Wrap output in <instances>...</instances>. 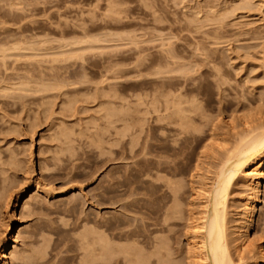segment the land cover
Masks as SVG:
<instances>
[{"label": "rangeland", "instance_id": "obj_1", "mask_svg": "<svg viewBox=\"0 0 264 264\" xmlns=\"http://www.w3.org/2000/svg\"><path fill=\"white\" fill-rule=\"evenodd\" d=\"M0 51V243L20 227L15 257L40 251L45 258L31 264H79L80 235L97 218L113 216L118 225L126 215L143 218L151 204L160 219L175 183L184 189V220L152 236L167 237L168 257L158 264H199L187 230V208L198 207L196 174L208 183L245 123L264 118V0H0ZM107 188L118 204L102 209L96 199ZM253 198L239 181L228 201L230 250L239 264L263 262L264 184L248 230L252 245L237 250L244 204ZM145 250L155 251L151 244ZM9 257L5 264H25Z\"/></svg>", "mask_w": 264, "mask_h": 264}, {"label": "bare ground", "instance_id": "obj_2", "mask_svg": "<svg viewBox=\"0 0 264 264\" xmlns=\"http://www.w3.org/2000/svg\"><path fill=\"white\" fill-rule=\"evenodd\" d=\"M164 1V0H163ZM100 2V1H99ZM100 4V3H99ZM110 4V3H109ZM97 5V4H96ZM112 5V4H111ZM98 7V6H97ZM153 7V6H152ZM233 9V8H232ZM235 9V8H234ZM171 10V9H170ZM156 11V10H155ZM211 11V10H210ZM112 13V12H110ZM108 13V14H110ZM225 13V12H224ZM223 14V12L221 13ZM120 15V14H119ZM227 15V14H226ZM107 16V15H106ZM105 16V17H106ZM211 16V15H210ZM111 17V16H110ZM121 17V16H119ZM207 18V17H206ZM205 18V19H206ZM112 19V18H111ZM160 19V18H159ZM216 19V18H215ZM194 20V19H193ZM161 21V20H160ZM92 23V22H91ZM192 23V22H191ZM203 28V27H202ZM112 30V29H111ZM87 32V31H86ZM178 33V32H177ZM75 34V33H74ZM77 36V35H76ZM87 37V36H86ZM90 37V36H89ZM88 37V39H89ZM193 37V36H192ZM77 39V38H76ZM92 40L94 38H91ZM97 39V38H96ZM99 39V37H98ZM106 39V38H103ZM75 40V39H73ZM108 40V39H107ZM66 41V40H65ZM77 41V40H76ZM87 41V39L85 40ZM84 41V42H85ZM91 41V40H89ZM88 41V43H90ZM17 42V41H16ZM75 42V41H73ZM102 42V41H101ZM170 42V41H169ZM21 43V41H20ZM25 43V42H24ZM44 43V42H43ZM42 43V44H43ZM76 43V42H75ZM79 43V42H78ZM86 43V42H85ZM94 43V42H93ZM97 43V42H96ZM70 44V43H69ZM78 45V44H75ZM31 46V45H30ZM28 46V47H30ZM74 46V45H73ZM36 47V46H35ZM127 47V46H126ZM20 48V47H19ZM23 48V45H22ZM56 48V47H55ZM33 49V48H32ZM46 49V48H45ZM24 50V49H23ZM64 50V49H63ZM205 50V49H204ZM22 51V50H21ZM103 51V50H102ZM1 52V51H0ZM6 52V51H4ZM26 52V51H25ZM30 52V51H29ZM47 53V52H46ZM81 53V52H80ZM79 53V54H80ZM78 54V55H79ZM1 55V54H0ZM25 55V54H24ZM64 55V53H63ZM84 55V54H83ZM207 55V54H206ZM49 56V55H48ZM74 56V55H73ZM8 57V56H7ZM59 57V56H58ZM66 57V55H65ZM163 57V56H162ZM49 58V57H48ZM70 58V57H68ZM67 58V59H68ZM4 59V58H3ZM47 59V58H46ZM65 59V58H64ZM66 59V60H67ZM71 59V58H70ZM69 59V60H70ZM74 59V58H73ZM78 59V57H77ZM80 59V58H79ZM141 60V59H140ZM4 61V60H3ZM165 61V60H163ZM175 61V60H174ZM85 62V61H84ZM110 62V61H109ZM157 62V61H156ZM38 63V62H37ZM143 63V61L141 62ZM167 63V62H165ZM164 63V64H165ZM172 63V62H171ZM159 64V63H158ZM170 64V63H169ZM2 65V64H1ZM33 65V64H32ZM31 65V66H32ZM157 65V64H156ZM166 65V64H165ZM4 66V65H3ZM30 66V65H29ZM46 66V65H45ZM49 66V65H48ZM171 66V65H170ZM50 67V66H49ZM138 67V66H137ZM154 67V66H153ZM159 67H161L159 65ZM157 67V68H159ZM164 67V66H163ZM40 68V67H39ZM139 68V67H138ZM162 68V67H161ZM44 69V68H43ZM46 69V68H45ZM71 69V68H70ZM39 70V69H38ZM160 70L161 73L163 69L160 68L157 69ZM170 72V69H168ZM173 70V69H172ZM189 70V69H188ZM58 71V70H57ZM165 71V70H164ZM216 71V70H215ZM219 71V69H218ZM221 71V70H220ZM173 72V71H172ZM49 73V72H48ZM54 73V72H53ZM110 73V71H109ZM156 73V72H155ZM165 73V72H164ZM163 73V74H164ZM217 73V72H216ZM220 73V72H219ZM73 74V73H72ZM71 74V75H72ZM78 74V73H77ZM81 74V73H80ZM150 74V73H149ZM154 74V73H153ZM157 77L160 75L159 73H156ZM159 74V75H158ZM171 74V73H170ZM36 75V74H35ZM56 75V74H54ZM167 75V74H166ZM165 75V76H166ZM214 75V74H213ZM38 76V75H37ZM43 76V75H42ZM73 76V75H72ZM86 76V75H83ZM152 76V75H150ZM60 77V76H59ZM59 77H56L59 79ZM220 77V76H219ZM40 78V77H39ZM43 78V77H42ZM41 78V79H42ZM80 78V77H79ZM63 79V78H62ZM72 79V78H70ZM69 79V80H70ZM36 80V79H35ZM61 80V79H60ZM65 80V79H64ZM84 80V79H83ZM82 80V81H83ZM214 80V79H213ZM2 81V80H1ZM38 81V80H37ZM44 80H42L43 82ZM56 81V80H55ZM67 81V79H66ZM77 81V80H76ZM223 81V80H222ZM32 82V81H31ZM48 82V81H47ZM63 82V81H62ZM70 82V81H69ZM221 82V81H220ZM29 83V82H28ZM45 83V82H44ZM50 83V82H49ZM77 83V82H76ZM85 83V82H84ZM33 84V83H32ZM40 84V83H38ZM53 84V82H52ZM51 84V85H52ZM66 84V83H65ZM64 84V85H65ZM86 84V83H85ZM220 84V83H219ZM31 85V84H30ZM74 85V84H73ZM72 85V86H73ZM58 86V84H57ZM56 86V87H57ZM77 86V85H76ZM16 87V86H15ZM29 87V86H28ZM27 87V88H28ZM39 87V86H38ZM62 87V85L60 86ZM6 88V87H5ZM36 88V86H35ZM34 88V89H35ZM40 88V87H39ZM54 87H52L53 89ZM67 88V87H66ZM17 89V87H16ZM30 89V88H29ZM64 89V87H62ZM36 90V89H35ZM39 90V89H38ZM47 90V89H46ZM45 90V91H46ZM55 90V89H54ZM57 90V88H56ZM59 90V89H58ZM162 90V89H161ZM18 91V90H17ZM29 91V90H28ZM40 91V90H39ZM51 91V90H49ZM48 91V92H49ZM30 92V91H29ZM38 92V91H37ZM41 92V91H40ZM38 92V93H40ZM175 92V91H174ZM6 93V92H5ZM35 93V92H34ZM43 93V92H42ZM41 93V94H42ZM46 93V92H45ZM59 93V92H58ZM62 93V92H61ZM99 93V92H98ZM126 94V93H125ZM162 95V94H161ZM144 96V95H143ZM52 97V96H51ZM91 97V96H89ZM104 97V96H103ZM54 98V97H53ZM157 98V97H155ZM50 99V98H49ZM143 99V98H142ZM197 99V98H196ZM141 100V99H140ZM151 100V99H150ZM153 101V100H152ZM160 101V99H159ZM165 101V100H164ZM157 102V101H156ZM188 103V102H186ZM151 104V103H150ZM154 104V103H153ZM158 105V104H157ZM156 104L153 105L154 107H158ZM175 105V104H174ZM183 105V104H182ZM110 106V105H109ZM150 106V105H148ZM186 106V105H185ZM195 106V105H194ZM68 107V106H67ZM152 107V104H151ZM167 107V105H166ZM172 107V106H171ZM181 107V106H180ZM197 107V106H195ZM70 108V107H69ZM110 108V107H109ZM149 108V107H148ZM119 109V108H118ZM160 109V108H159ZM197 109V108H195ZM110 110V109H109ZM119 109L117 111L120 112ZM123 110H126L125 108ZM165 110V108H164ZM172 110V109H171ZM156 111V110H155ZM166 111V110H165ZM191 111V110H190ZM124 113V111H121ZM126 112V111H125ZM146 112V111H145ZM150 112V110H149ZM148 112V113H149ZM158 112V111H157ZM183 112V111H182ZM188 112V111H187ZM110 113V112H109ZM115 113V112H114ZM118 113V112H117ZM116 113V114H117ZM127 113V112H126ZM125 113V114H126ZM167 113V112H166ZM256 113V112H255ZM111 114V113H110ZM121 114V113H120ZM157 114V113H156ZM177 112L175 113V115ZM260 114V113H259ZM109 117V114H107ZM106 115V116H107ZM113 115V114H112ZM123 115V114H122ZM153 115V114H152ZM168 115V114H167ZM202 115V114H201ZM263 115V114H262ZM105 116V117H106ZM150 116V115H149ZM161 116V115H160ZM184 116V115H183ZM187 117V115H185ZM257 116V115H256ZM261 116V115H259ZM147 117V115H146ZM172 117V116H171ZM193 117V116H192ZM113 118V117H112ZM159 118V117H158ZM167 118V117H166ZM191 118V117H190ZM107 119V117H106ZM111 118H109L110 121ZM162 119V118H161ZM178 119V118H177ZM183 119V118H182ZM127 120V119H126ZM164 120V119H163ZM161 120V121H163ZM192 120V119H191ZM147 121V120H146ZM111 122V121H110ZM190 122V121H188ZM256 122V121H255ZM258 122V123H257ZM257 125H252L251 122L245 123V133L244 135L240 136V140L236 146L235 149H232L233 151L228 150L229 153L221 159L222 161L219 162V166H216V171L214 172L213 176L207 179L208 183H204L201 176L196 174V182L194 183L196 186L193 188L194 195L197 200L198 207L195 208L194 204H190L188 206V224H187V230L191 229L194 231V240L192 243H188L189 246V252L193 255L196 259H198L199 264H239L238 262L233 259L231 255V246H230V240L228 235V221H227V209H228V201L230 197V193L232 190V187L235 186L239 181L243 184V187L249 190V193L251 194L253 200L250 203L244 204V210H245V223L243 227L239 228L241 233L239 234L238 241V249L240 253H242V250L245 249V247L252 245L250 242V236L248 234V230L251 228V226L254 223V218L256 212L259 210V205L262 203L260 200V196L263 192V184H264V118L260 117L259 120H257ZM114 123V122H113ZM164 123V122H163ZM162 123V124H163ZM177 123V122H176ZM184 123V122H183ZM36 124V123H35ZM161 124V123H160ZM173 124V123H172ZM178 124V123H177ZM193 124V123H192ZM205 124V123H204ZM157 125V124H156ZM188 125V124H187ZM35 126V125H34ZM112 126V125H111ZM126 126V125H125ZM166 127V125H165ZM171 127V126H170ZM181 127V126H180ZM179 127V128H180ZM183 127V125H182ZM197 127V126H196ZM216 127V126H215ZM219 127V126H218ZM36 128V127H35ZM123 128V127H122ZM177 128V127H176ZM121 129V128H120ZM167 129V128H166ZM191 129V128H190ZM199 129V128H198ZM244 129V130H245ZM32 130V129H31ZM164 130V129H163ZM183 130V129H182ZM185 130V129H184ZM197 130V129H196ZM215 130V129H214ZM234 130V129H233ZM62 131V130H61ZM120 131V130H119ZM167 131V130H166ZM172 131V130H171ZM177 131V130H176ZM201 133V130H199ZM217 131V130H216ZM33 132V131H32ZM65 132V131H64ZM122 132V131H121ZM184 132V131H183ZM196 132V131H195ZM127 133V132H126ZM177 134V132H175ZM197 133V132H196ZM216 133V132H215ZM119 134V133H118ZM122 134V133H121ZM175 134V135H176ZM184 134V133H183ZM195 134V133H194ZM239 134V133H238ZM237 134V135H238ZM62 135H64L62 133ZM125 135V134H124ZM174 135V134H173ZM180 135V134H179ZM214 135V134H213ZM212 135V136H213ZM121 136V135H120ZM168 137V135H167ZM214 137V136H213ZM120 138V137H119ZM126 138V137H125ZM211 138V137H210ZM58 139V138H57ZM186 139V138H185ZM213 139V138H212ZM238 139V138H237ZM66 140V139H65ZM119 140V139H118ZM124 140V139H123ZM179 140V139H178ZM181 140V139H180ZM156 141V140H155ZM211 141V140H210ZM122 142V141H121ZM159 142V141H158ZM93 142H91L92 144ZM210 143V142H209ZM176 144V143H175ZM208 144V143H207ZM68 146V144H66ZM65 145V146H66ZM71 145V144H70ZM205 145V144H204ZM76 146V145H75ZM95 146V145H94ZM177 146V145H176ZM207 146V145H206ZM87 147V146H86ZM99 148V146H97ZM68 148V147H67ZM79 148V147H77ZM89 148V147H88ZM96 148V146H95ZM113 148V147H112ZM141 148V147H140ZM175 148V147H174ZM173 148V149H174ZM179 148V147H178ZM234 148V147H233ZM73 149V148H71ZM76 149V147L74 148ZM106 151V150H105ZM126 151V150H124ZM180 151V150H179ZM99 152V151H98ZM130 152V151H129ZM177 152V151H176ZM101 153V152H100ZM103 153V152H102ZM125 153V152H124ZM74 154V153H73ZM139 154V153H138ZM99 155V154H98ZM126 155V154H125ZM143 156V155H142ZM101 158V157H100ZM104 158V157H103ZM57 159V157H56ZM59 159V158H58ZM127 159V158H126ZM184 159V158H183ZM219 159V158H218ZM182 160V159H181ZM15 161V160H14ZM155 161V160H154ZM175 161V160H174ZM151 162V161H150ZM107 163V162H106ZM160 163V162H158ZM165 163V162H164ZM163 163V164H164ZM167 163V162H166ZM169 163V162H168ZM171 163V162H170ZM155 164V163H154ZM162 164V165H163ZM14 165V164H13ZM54 165V164H53ZM106 165V164H105ZM218 165V164H217ZM147 166V165H146ZM169 166V165H168ZM172 166V165H171ZM177 166V165H176ZM184 166V165H183ZM42 167V166H41ZM103 167V166H102ZM149 167V166H148ZM167 167V166H165ZM174 167V165H173ZM181 167V166H180ZM101 168V167H100ZM158 168V167H157ZM178 168V167H177ZM97 169V168H96ZM171 169V168H170ZM197 169V168H196ZM98 170V169H97ZM96 170V171H97ZM143 170V169H142ZM150 170V169H149ZM164 170V169H163ZM169 171V169H168ZM98 172V171H97ZM153 172V171H152ZM159 172V171H158ZM167 172V171H166ZM196 172V171H195ZM200 172V171H199ZM41 173V172H40ZM142 173V172H141ZM168 173V172H167ZM212 173V172H211ZM96 174V172H95ZM157 174V173H156ZM210 174V172H209ZM159 175V174H158ZM180 175V174H179ZM142 176V175H141ZM154 176V175H153ZM152 176V177H153ZM160 176V175H159ZM108 177V176H107ZM110 177V176H109ZM112 177V176H111ZM115 177V176H114ZM147 177V176H146ZM192 177V176H191ZM151 178V177H150ZM169 178V177H167ZM206 178V176H205ZM118 179V178H116ZM115 179V180H116ZM107 180V179H106ZM159 180H162L160 178ZM165 180V179H164ZM163 180V181H164ZM178 180V179H176ZM205 180V179H204ZM210 182H209V181ZM111 181V180H110ZM151 181V180H150ZM158 181V180H157ZM156 181V182H157ZM166 181V180H165ZM164 181V182H165ZM206 181V180H205ZM8 182V181H7ZM155 182V183H156ZM162 182V181H161ZM178 182V181H177ZM180 182V181H179ZM103 183V182H102ZM120 183V182H119ZM145 183V182H144ZM148 183V182H147ZM160 183V182H159ZM171 183V181L169 182ZM181 183V182H180ZM179 183V184H180ZM149 184V183H148ZM50 185V184H49ZM159 185V184H158ZM164 185V184H162ZM171 185V186H170ZM168 184L170 186L168 188V191H170V196L173 199L172 205L165 208L163 211L162 218H154V216L158 213L154 210H150V205L148 204V207H145V212H143V218H137L133 216L126 215L125 219L126 221H120L119 222L121 226L116 225L111 218H106L104 216H101L97 218V220L94 222V230L87 232V230L83 233V235H80L81 243L84 247V254L79 258L80 261L79 264H158V261L161 260L160 258L162 256L168 257L166 248L167 245H165V237L167 233L171 232V227L173 226H179V221L184 220L181 215L183 213V207L181 206L180 199H183V193L181 188V185L178 186L175 183L174 184ZM103 186V185H102ZM165 186V185H164ZM194 186V185H193ZM107 187V186H106ZM111 187V186H110ZM115 187V186H114ZM192 187V186H191ZM21 188V187H20ZM151 188V187H150ZM154 188V187H153ZM159 188V187H158ZM17 189V188H16ZM104 189V188H103ZM113 189V187H112ZM117 189V188H116ZM129 189V188H128ZM132 189V188H131ZM192 189V188H191ZM39 191V188L36 189ZM141 190V189H140ZM145 190V189H144ZM134 191V190H133ZM163 191V190H162ZM100 192V191H98ZM111 192V188H107L105 192L101 195L98 194V200L97 204L102 207V209L107 208L108 206H116L118 202L115 200L110 199V196L108 195ZM121 192V191H120ZM130 192V191H129ZM140 192V191H139ZM160 192V191H159ZM192 192V191H191ZM115 193V192H114ZM136 193V192H135ZM153 193V192H152ZM169 193V192H168ZM53 194V193H52ZM125 194V193H124ZM130 194V193H129ZM144 194V193H143ZM157 194V193H156ZM165 194V193H164ZM192 194V193H191ZM9 195V194H7ZM132 195V194H131ZM144 198L146 197V202L150 203L152 200V194L148 190H146L144 194ZM185 195V194H184ZM247 195V194H246ZM249 195V194H248ZM107 196V197H106ZM139 196V193H138ZM141 196V195H140ZM154 196V195H153ZM162 196V195H161ZM169 196V195H168ZM186 196V195H185ZM190 196V195H189ZM250 196V195H249ZM73 197V196H72ZM117 197V196H113ZM120 197V196H119ZM123 197V196H122ZM131 197V196H130ZM135 197H137L135 195ZM165 197V196H164ZM242 197V196H241ZM10 198V196H9ZM12 198V196H11ZM132 198V197H131ZM166 198V197H165ZM186 198V197H185ZM39 199V197H38ZM95 199V198H94ZM118 199V198H117ZM30 200L32 199H26L22 209L30 207L31 203ZM37 200V199H36ZM70 200V199H69ZM72 200V199H71ZM123 200V199H122ZM126 200H128L126 198ZM124 199V201H126ZM191 200V199H190ZM40 201V200H39ZM153 201H155L153 199ZM189 201V200H188ZM36 202V201H35ZM69 202V201H68ZM67 202V203H68ZM120 202V201H119ZM123 202V201H122ZM129 202V201H128ZM142 202V201H141ZM168 202V201H167ZM245 202V201H244ZM73 203H76V200ZM121 203V202H120ZM131 203V202H130ZM134 203V202H133ZM144 203V202H143ZM183 203V202H182ZM196 203V202H195ZM9 204V203H8ZM38 204V203H37ZM37 204L35 203L33 205L34 211L37 208ZM125 204V203H123ZM75 205V204H74ZM122 205V204H121ZM147 205V204H145ZM155 205V204H154ZM185 205V204H184ZM187 205V204H186ZM120 206V205H119ZM118 206V207H119ZM133 206V205H132ZM136 206V205H135ZM144 206V205H143ZM76 207V206H75ZM153 207V206H152ZM151 207V208H152ZM163 207V206H162ZM68 208V207H67ZM128 209L129 206L123 205L121 206V209ZM144 208V207H143ZM111 209V208H110ZM130 209V208H129ZM156 209V208H155ZM158 209V208H157ZM161 209V208H160ZM125 210V211H126ZM162 210V209H161ZM70 211V210H69ZM129 211V210H128ZM131 211V210H130ZM142 211V210H141ZM159 211V209L157 210ZM24 212V211H23ZM185 212V211H184ZM138 214V213H137ZM107 215V214H106ZM113 215V214H112ZM136 215V214H135ZM159 215V214H158ZM157 215V216H158ZM119 216V215H118ZM155 216V217H157ZM81 217V216H80ZM84 217V216H83ZM109 217V216H107ZM114 218V217H113ZM123 220V219H122ZM79 221V220H78ZM88 222V221H87ZM124 225V226H123ZM126 225V226H125ZM92 226V224H91ZM186 226V225H184ZM163 228L161 230L160 228ZM185 228V227H184ZM22 228L16 227L14 229V232L16 230L17 234L14 235L13 227L9 228L10 232H13L12 235L8 238H5L0 243V264H5V260L10 258L11 256L13 261L24 262L25 264H31L33 262H37V260L40 261L43 260V256L41 252H35L32 255H23L19 257H15V250L18 246H16V243L22 234L23 230ZM86 229H89L88 227ZM238 229V230H239ZM80 230V229H79ZM84 230V229H82ZM41 232V231H40ZM91 236L93 235V238L87 241L88 234ZM93 232V234H92ZM165 235L164 239L159 237L152 238L153 235L161 234ZM187 232V231H186ZM36 233V232H35ZM43 233V232H42ZM78 233V231H77ZM172 233V232H171ZM80 234V231H79ZM172 235V234H171ZM32 236V235H31ZM37 236V235H36ZM5 237V236H4ZM183 237V236H182ZM32 238V237H31ZM78 238V237H77ZM142 238V239H141ZM167 238V237H166ZM169 238V237H168ZM25 239V238H24ZM35 239V238H34ZM79 239V238H78ZM9 240H11L13 243L9 244ZM170 240V239H169ZM192 240V239H191ZM33 241V239H32ZM124 243V244H123ZM126 243V244H125ZM169 243V242H168ZM80 244V245H81ZM151 244L153 246L154 252H151L150 254L146 253V250L148 245ZM170 244V243H169ZM247 244V245H246ZM89 245L91 248L88 249L85 248V246ZM166 247H165V246ZM33 246V245H32ZM31 246V247H32ZM173 246V245H172ZM81 247V246H80ZM151 247V246H149ZM12 249V250H11ZM27 249V248H26ZM79 249V248H78ZM152 249V248H150ZM167 249V250H166ZM11 250V251H10ZM40 250V249H39ZM92 250V251H90ZM166 251L167 253H164ZM80 252V251H79ZM171 252V251H170ZM18 253V252H17ZM82 253V251H81ZM25 254V252H24ZM27 254V253H26ZM45 254V251H44ZM262 257V264H264V249L260 252ZM172 256V254H170ZM175 255V254H174ZM18 256V255H17ZM170 256V257H171ZM240 256V254H238ZM174 257V256H173ZM152 258H156L155 262H151ZM163 259V258H162ZM168 259V258H167ZM45 261V260H44ZM43 261V262H44ZM77 261V260H76ZM166 261V260H165ZM171 261V260H170ZM17 262V263H18ZM164 262V261H163ZM171 263V262H170ZM22 264V263H21ZM36 264V263H35ZM161 264V263H160ZM163 264V263H162ZM174 264V263H173ZM243 264V263H242ZM258 264V263H257ZM260 264V263H259Z\"/></svg>", "mask_w": 264, "mask_h": 264}]
</instances>
